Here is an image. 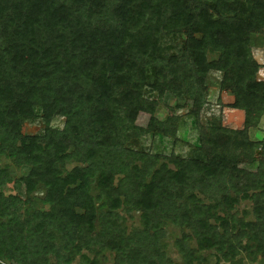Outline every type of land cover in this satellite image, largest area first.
I'll return each instance as SVG.
<instances>
[{"label":"trees","instance_id":"1","mask_svg":"<svg viewBox=\"0 0 264 264\" xmlns=\"http://www.w3.org/2000/svg\"><path fill=\"white\" fill-rule=\"evenodd\" d=\"M257 35L264 0H0V159L30 170L0 165V264L264 261V134H249L264 115ZM211 72L239 127L201 121ZM183 115L196 130L184 155L141 146L177 142ZM36 119L39 132H21Z\"/></svg>","mask_w":264,"mask_h":264},{"label":"rangeland","instance_id":"2","mask_svg":"<svg viewBox=\"0 0 264 264\" xmlns=\"http://www.w3.org/2000/svg\"><path fill=\"white\" fill-rule=\"evenodd\" d=\"M254 46L252 47V54L256 61L259 63V69L256 74L258 78L263 79L264 78V37H260L257 35L254 39ZM216 73H209L206 75V82H207V90H206V97H205V104L201 108V112L199 114L201 121L203 122H212V124H216L218 122H221V124L228 126V127H234L238 124V112L236 109H230L226 107V102L228 101L227 96L225 93H218L216 89L215 80L217 77L215 76ZM222 94V95H221ZM162 101V102H161ZM160 105L157 107L155 111V115L157 117H163L167 114L168 109L166 108L168 105H171L173 103V99L169 96H163L160 98ZM167 104V106L163 104ZM183 110L176 111L177 113H182ZM240 113V112H239ZM148 115L144 112H140L137 114L135 123L138 125H143L147 119ZM62 123V117L55 116L51 122L50 125L54 127H61ZM41 122L36 119L33 121H26L23 123L21 132L24 134H34L40 131L41 129ZM177 142L171 143V139L169 138H159V137H152L150 135H144L140 138V143L142 147L148 148L151 151H160L162 153H168L169 151L173 150L175 153H179L181 155H184L187 151V145L186 143H192L195 141L196 137V130L193 125V121L191 117L189 116H182L181 120L178 122L177 127ZM250 136L255 138H260L264 134V115L261 117L257 128L251 130L249 132ZM8 163L11 166L10 172L14 177H18L22 174L29 173L30 170H27L26 168H18L15 167L8 161L6 158L0 159V165ZM74 163H68L66 165L67 168L71 167ZM19 190V183H17L15 180L10 181L9 183H6L2 186L1 191L4 194H15L18 193ZM21 198H25L26 196L20 192ZM27 198V197H26ZM248 205V202L242 201L240 202L236 208L237 210L242 209L243 207H246ZM137 212H133L131 217L125 218V225L126 229H129L132 226H137L138 224V217ZM178 235L177 228L173 227L172 225L166 226V252L167 255L173 258L174 260H178V255L175 252L174 247L171 245V241L173 237ZM83 253H86L83 251ZM203 255L207 256L208 262H219L214 256V253L209 250H204ZM90 256V254H88ZM78 256H75L74 259L68 263V264H77ZM100 264H112V254L111 253H103L102 256L99 257ZM60 264V263H59ZM242 264H264V261L261 259H258L255 262L248 261L246 259L243 260Z\"/></svg>","mask_w":264,"mask_h":264},{"label":"crops","instance_id":"3","mask_svg":"<svg viewBox=\"0 0 264 264\" xmlns=\"http://www.w3.org/2000/svg\"><path fill=\"white\" fill-rule=\"evenodd\" d=\"M212 73V72H211ZM213 73H216V72H213ZM216 77H217V73H216V75H215ZM216 89H217V87H216ZM217 92H218V90H217ZM220 93H225V95L227 96V98H228V101L226 102V103H229V102H231V100H232V97H231V95H230V93L229 92H220ZM222 95V94H221ZM229 108V107H228ZM230 109H232V108H230ZM237 112H238V117H239V119H238V125L237 126H234V127H239L240 125H241V121H242V112L240 111V110H236ZM240 112V113H239ZM184 116V115H183ZM182 117V116H181ZM181 117H180V119H179V121L181 120ZM261 119V118H260ZM233 127V126H232ZM178 130V129H177ZM177 132V131H176ZM177 134V133H176ZM177 136V135H176ZM193 143V142H192Z\"/></svg>","mask_w":264,"mask_h":264}]
</instances>
